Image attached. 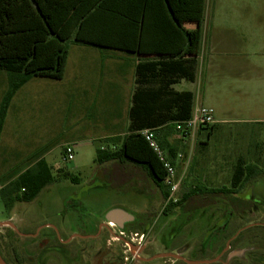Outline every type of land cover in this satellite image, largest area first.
<instances>
[{"label": "rangeland", "instance_id": "374dc122", "mask_svg": "<svg viewBox=\"0 0 264 264\" xmlns=\"http://www.w3.org/2000/svg\"><path fill=\"white\" fill-rule=\"evenodd\" d=\"M207 7L206 28L204 25L199 49L193 47L189 52L198 57H195L198 85L188 84L194 91L197 87L200 98L203 95V104L214 109L217 119H224L226 99L235 106L238 95L230 90L233 86H226V39H256V32L260 35L258 39L261 38L257 19H264V15L257 17L256 13L264 12V0H220L215 17L216 43L206 83L203 73L213 23V0H207ZM185 22L189 30L196 32L193 19ZM247 25L254 28H246ZM100 52L98 47L70 42L64 78L36 79L40 91L36 109L23 113L20 140L12 143L11 148L3 143L0 149V169L6 170L2 181L16 178L38 155H44L55 177L33 201L18 202L11 212L5 209L0 194V222L12 221L15 225L0 227V253L6 262L115 264V257L124 256L118 264H129L126 258L133 247L131 239L138 242L143 233L142 242L150 237L149 246L156 249L168 247L166 238L179 234L173 238L172 246H188L183 254L191 256L198 232L203 234L210 224H221L224 215L229 216L222 229L226 237L244 226L264 222V173L237 194L252 200L251 210H236L232 202L219 195L208 199L210 206L185 213L177 207L166 210L160 189L141 168L95 162L97 148L107 147L105 139L128 131L132 83L136 85V72L132 81L134 72L129 61L119 59L110 63L108 59H100ZM172 78L173 89L183 81H190L180 75ZM160 80L151 85H157ZM197 103L201 104L199 100ZM174 126L170 123L154 128V133L158 141L167 142V146H174L183 155L177 169L184 191L195 186L230 187L239 160L257 163L264 170V125L215 124L209 136L212 125H205L188 137H183ZM70 144L75 149L74 159L64 161L63 151ZM165 151L169 152L168 148ZM3 156L7 158L2 159ZM61 169L70 176L62 175ZM71 176L78 177V182H73ZM115 209L124 210L128 217L134 215L135 220L122 229L113 222L103 226L108 212ZM241 235L244 239L233 244L234 248L264 245V228H246ZM80 248L83 251L76 254ZM159 262L161 259L154 261Z\"/></svg>", "mask_w": 264, "mask_h": 264}, {"label": "trees", "instance_id": "16d2710c", "mask_svg": "<svg viewBox=\"0 0 264 264\" xmlns=\"http://www.w3.org/2000/svg\"><path fill=\"white\" fill-rule=\"evenodd\" d=\"M205 10L206 0H0V71H6L9 80L0 106V137L18 89L35 77L63 79L70 42L128 53L149 46L157 50L176 49L178 53L173 56L136 65L128 131L105 139L107 147L97 148L95 159L100 165L115 162L141 168L160 189L165 202L169 196L166 171L142 130L173 123L177 132L188 137L177 128L176 122L191 117L194 94L171 88L175 83L172 76L196 79L197 58L186 57L185 52L201 43ZM189 19L194 20L193 26L197 24L196 32L186 26ZM159 78L162 80L157 85H151ZM214 127L212 124L208 136ZM158 142L164 151L168 148L169 152H165L170 158L178 156L174 146ZM262 173L264 170L257 163L239 160L230 187L195 186L184 191L182 186L179 201L169 203L166 210L180 205L196 207L194 200L207 205L209 198L219 195L232 202L236 210H251L252 200L237 194ZM70 178L73 182L79 180L76 176ZM54 181L53 167L44 157L36 160L0 189L5 209L11 212L16 203L33 201Z\"/></svg>", "mask_w": 264, "mask_h": 264}, {"label": "crops", "instance_id": "0c3cea01", "mask_svg": "<svg viewBox=\"0 0 264 264\" xmlns=\"http://www.w3.org/2000/svg\"><path fill=\"white\" fill-rule=\"evenodd\" d=\"M219 5H220V0H213V14H212L213 23L210 32L208 58L203 73L204 80L206 81V83L208 79L211 56L213 54V49L216 43L214 41L215 21H216L215 17L218 16ZM207 9L208 7L206 0V10L203 21V28L204 25L206 28ZM261 15H264V12L262 13L259 12L258 14L256 13L257 17ZM257 20L259 21L260 25L263 27L262 28L260 26V30H258L262 32L260 39H258V37L260 36L258 32H256V39L247 38L241 40L238 39V41L236 40L232 41L226 39V86L227 84L230 87L233 86L232 89L230 90L238 94L236 95L237 105L234 104L235 106H232L226 99V118L224 117V119H217L215 117L216 122L214 123V125L225 124V123L226 125L227 124L264 125V19L258 18ZM256 26L257 25L255 22V27ZM245 27L249 29H253L254 25H247ZM98 48L102 50V52H100L101 60L102 58L108 59L110 63H113L114 60H116L115 62H118L119 59L127 63L129 61L131 64L130 66L132 67L131 68L132 73L134 72L131 75L132 81H134L135 79L134 77L135 68L139 62L165 57V56H173L172 54L178 53V50L176 49L157 50V49H150L152 48L150 46L148 48H140L136 53H128L119 49H112V48H103V47H98ZM197 48L199 49V47H196V51ZM190 50L191 48L185 52L186 57H190V58L193 57V55H189ZM115 74L117 78L120 77L117 72H115ZM0 75H2V78L0 79V106H1L2 100L9 88V80H8L7 72H5L4 74H2L1 72ZM121 77L127 78L128 76L123 75ZM37 78L38 77H35L32 78L30 81H28L25 85H23L20 89H18V91L13 96L7 112L4 128L0 137V149L3 143H5L8 148H11L12 143H16L20 140V136L22 132L21 126L22 123L24 122L23 113L35 110L38 105L37 101L39 98L38 95L40 91L38 88V83L36 81ZM188 83L198 85L197 72H196V79L194 81H183L179 85H185V87L183 86L179 87V85H177L175 88L176 91H191L193 92L194 100L196 101L194 106L199 104L197 103L198 100L200 101L201 104H203V95L200 98V96L197 93V87H196V91H194L189 87ZM132 88H133L132 90V98H133V94L136 88V85H134V83H132ZM32 116H35V114H31V117ZM33 131L34 130L32 129L30 131V134L31 133L33 134ZM42 157H44V155H38L36 160ZM4 158L7 157L3 156L2 159ZM30 165H28L27 167H29ZM5 171L6 170L4 169H0V189L10 180L14 179L12 178L8 181H2L3 180L2 176H4ZM22 171H20L17 175H19Z\"/></svg>", "mask_w": 264, "mask_h": 264}, {"label": "flooded vegetation", "instance_id": "af4514ba", "mask_svg": "<svg viewBox=\"0 0 264 264\" xmlns=\"http://www.w3.org/2000/svg\"><path fill=\"white\" fill-rule=\"evenodd\" d=\"M193 202L197 203L198 205L196 207L191 206V208L180 205L177 208H179L182 212L191 213L197 212L203 205L206 207L210 206L209 204L205 205L204 201L201 200H199V202L194 200ZM164 207L166 208L167 204L164 203ZM226 218H229V216L224 215L225 220L221 224H210L209 226H206L205 229L203 228L205 230L203 234L198 232V237H196V241H194L191 256H186L183 254L188 250V246H172L173 238L179 234H171V236L166 238L167 241L164 239V241H166L168 244V247L162 249L151 247L149 246L151 239L150 237H147L140 246L134 244V246L129 251V257L126 259L129 261V264H155L154 261L158 259H161L162 262L157 264H264V245L250 247L240 246L239 248H234L235 246L233 245L237 242H242L244 237L241 234L243 233L244 229L251 227L264 228V222H256L253 224L255 226L252 224L244 226L240 228L235 234L226 237L222 231L228 222ZM132 221L126 222L124 227L130 224ZM105 222L107 223V226H103L108 227L110 222ZM210 228H213V230L210 231ZM252 234L248 235L250 236L251 240ZM83 249L84 248H80L79 250H76V254H80ZM92 249H94V253L96 255L99 254L98 252H95L96 248L93 246ZM61 254L62 256H65L64 253ZM160 254H164V256H161ZM113 260H115V264H118L124 260V256H122V258L115 257Z\"/></svg>", "mask_w": 264, "mask_h": 264}, {"label": "built area", "instance_id": "2783aa9c", "mask_svg": "<svg viewBox=\"0 0 264 264\" xmlns=\"http://www.w3.org/2000/svg\"><path fill=\"white\" fill-rule=\"evenodd\" d=\"M216 122L214 116V109L204 104H197L194 106L192 115L189 119L181 122H176L177 128L181 131L186 132V135H190L193 130L205 125H212ZM142 134L149 141L150 145L157 153L160 161L162 162L164 169L166 171L165 184L169 189V196L165 201V204L177 203L180 199L182 180L178 174V161L183 159L181 153L178 154L176 158H170L168 153H166L160 146L153 128H148L142 130ZM75 149L73 144L65 146L63 159L64 161H71L74 159ZM135 235L138 236V233ZM145 234H141L140 241L134 242V238L131 239L133 245L137 244L140 246Z\"/></svg>", "mask_w": 264, "mask_h": 264}, {"label": "water", "instance_id": "95a60500", "mask_svg": "<svg viewBox=\"0 0 264 264\" xmlns=\"http://www.w3.org/2000/svg\"><path fill=\"white\" fill-rule=\"evenodd\" d=\"M131 216V217H130ZM128 217V213L125 212L124 210L121 209H115L111 210L107 214V222H113L115 223L119 228H124V225L128 221H132L135 219L134 215H130ZM14 225L12 221H5V222H0V227L2 226H11ZM105 226H107V223H104ZM15 226V225H14ZM134 246V245H133ZM0 264H8L6 260L3 258V256L0 253Z\"/></svg>", "mask_w": 264, "mask_h": 264}]
</instances>
